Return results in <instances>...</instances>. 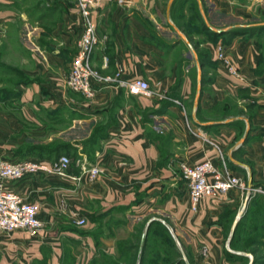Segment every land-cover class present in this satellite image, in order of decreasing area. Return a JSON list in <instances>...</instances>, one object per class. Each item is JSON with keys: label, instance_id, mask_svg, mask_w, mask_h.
Instances as JSON below:
<instances>
[{"label": "crops", "instance_id": "obj_1", "mask_svg": "<svg viewBox=\"0 0 264 264\" xmlns=\"http://www.w3.org/2000/svg\"><path fill=\"white\" fill-rule=\"evenodd\" d=\"M94 17L92 65L145 78L153 96L117 87H100L94 98L72 91L77 7L0 0V157L71 159L67 176L8 183L40 205L43 227L36 237L0 230V264H87L105 219H127L131 230L146 220L140 250L150 223L161 221L175 241L181 235L193 245L201 264H232L226 251L234 238L240 256L255 245L264 250V193H249L264 190V0H103ZM219 43L243 80L217 60ZM205 159L248 190L192 211L181 165ZM91 165L102 167L98 179H73Z\"/></svg>", "mask_w": 264, "mask_h": 264}, {"label": "built area", "instance_id": "obj_2", "mask_svg": "<svg viewBox=\"0 0 264 264\" xmlns=\"http://www.w3.org/2000/svg\"><path fill=\"white\" fill-rule=\"evenodd\" d=\"M76 2L82 20V34L72 60L67 86L87 98H94L100 87L124 88L130 94L153 96L154 91L145 78L128 77L122 67L111 74H102L92 65V54L99 42L94 16L103 0H76ZM215 55L229 75L240 80L244 79L221 43L216 45ZM70 166L71 159L68 155H61L54 161L34 158L10 160L0 157V230L11 232L21 229L28 232L31 237L38 236L43 227L39 218L40 205L26 200L11 189L8 183L37 173L67 176ZM181 170L189 190L192 211H198L200 204L208 198H221L235 189L248 190L242 178L217 168L210 159L194 165L184 163L181 165ZM102 171L99 165L82 166L81 174L74 176L73 179L81 181L86 178L94 181L99 178ZM257 192L264 193V190L262 188L249 190L252 195ZM76 223L84 226L87 221L80 217ZM207 253L208 248L204 247V254Z\"/></svg>", "mask_w": 264, "mask_h": 264}, {"label": "rangeland", "instance_id": "obj_3", "mask_svg": "<svg viewBox=\"0 0 264 264\" xmlns=\"http://www.w3.org/2000/svg\"><path fill=\"white\" fill-rule=\"evenodd\" d=\"M55 1V0H53ZM69 6L75 5L77 7L76 0H67ZM246 191V190H244ZM145 221H139L133 225V229L128 228V220L122 219L121 221L105 219L98 221L96 232L94 233V240L96 244V254L87 264H115V258L119 257V242L128 244V240L139 241L140 230L144 229ZM100 226V227H99ZM99 228V229H98ZM95 231V230H94ZM143 235V234H142ZM162 238V237H160ZM138 239V240H137ZM178 250L182 254V258L186 264H201L200 258L197 257V253L191 243H187L184 236H175ZM114 241V242H113ZM119 243V244H118ZM240 239H233L232 243L228 244V251H226L227 258L233 262L232 264L249 263V264H262L264 260V250L259 249V246L255 245L252 250L244 251L247 256H240L236 249L241 247ZM202 259H206L207 254H204V247H201L199 255ZM124 256L123 263H128L127 258ZM124 259H126L124 261ZM170 263L174 264L177 259L169 258Z\"/></svg>", "mask_w": 264, "mask_h": 264}, {"label": "trees", "instance_id": "obj_4", "mask_svg": "<svg viewBox=\"0 0 264 264\" xmlns=\"http://www.w3.org/2000/svg\"><path fill=\"white\" fill-rule=\"evenodd\" d=\"M142 233L143 229L140 230L138 242H133L131 239L128 240V244L127 242L126 244L118 243L120 254L118 258H115V264H124V256L128 257V263L126 264H171L169 260L171 257L172 259H177L174 264H186L181 252L178 250L176 241L164 223L158 220L150 223L143 248L140 250ZM252 241L249 239L247 242L249 244ZM40 264L46 263L41 262Z\"/></svg>", "mask_w": 264, "mask_h": 264}]
</instances>
